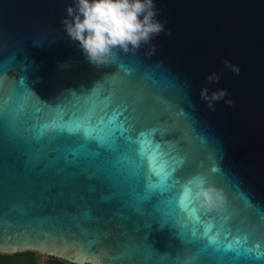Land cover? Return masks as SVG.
Returning <instances> with one entry per match:
<instances>
[{"label": "water", "instance_id": "water-1", "mask_svg": "<svg viewBox=\"0 0 264 264\" xmlns=\"http://www.w3.org/2000/svg\"><path fill=\"white\" fill-rule=\"evenodd\" d=\"M70 3L0 0V254L70 262L77 245L53 236L83 242V230L108 264H233L231 252L181 239L180 226L189 222L178 208L175 224L147 228L153 208L129 195L118 202L89 178L93 169L65 161L73 141L34 137L53 101L69 112L91 102L109 116L126 105L123 115L134 116L137 129L156 126L158 139L184 158L185 181L203 175L223 191L224 208L212 213L231 229L225 244L241 239L239 264H246L243 249L264 243V0H156L165 31L101 68L63 31ZM213 73L219 80L210 83ZM205 87L228 95L209 108Z\"/></svg>", "mask_w": 264, "mask_h": 264}, {"label": "snow or ice", "instance_id": "snow-or-ice-1", "mask_svg": "<svg viewBox=\"0 0 264 264\" xmlns=\"http://www.w3.org/2000/svg\"><path fill=\"white\" fill-rule=\"evenodd\" d=\"M99 95L103 98L106 93L99 90ZM42 101L48 104V101ZM36 111L39 113L45 109L38 105ZM126 111V105L118 107L109 116L103 114L98 104L89 102L77 103L69 112L60 101H53L48 107L47 121L38 123L33 130L34 137L43 140L52 136L73 141L76 146L67 150L65 161L77 167L83 163L93 169L89 178L108 188L118 202L122 195H129L134 196L138 203L153 208L156 218L146 225L147 228H151L152 224H158L160 228L175 224L174 209L178 208L189 222L180 226L182 240L191 236L192 241H204L215 252H231L234 254L233 264H239L241 239L225 244L224 240L231 233V229L225 226L226 220L200 207L191 195L194 181L203 179L209 184L211 181L199 174L185 181L179 175L184 158L178 157L174 149L158 139L159 129L156 126L137 129L135 117L123 115ZM2 137L0 129V140ZM221 171L218 167L210 169L212 173ZM122 186L127 187L126 193L121 191ZM261 216L264 218V213ZM82 236L86 238L83 242L64 233L53 236V239L64 246L76 244L79 252L90 257L101 252L96 239H87V231L82 230ZM3 242L0 239V243ZM243 254L246 264H264V243L257 242L253 247L244 248ZM219 264H224V261Z\"/></svg>", "mask_w": 264, "mask_h": 264}, {"label": "clouds", "instance_id": "clouds-1", "mask_svg": "<svg viewBox=\"0 0 264 264\" xmlns=\"http://www.w3.org/2000/svg\"><path fill=\"white\" fill-rule=\"evenodd\" d=\"M65 11L61 20L64 33L84 59L96 68L113 63L119 53L138 51L165 31L164 22L157 19L160 13L156 0H71ZM207 79L215 83L219 77L213 73ZM227 95V90L211 95L207 87L201 90V99L213 109L215 103ZM191 195L208 212H220L224 208L223 191L203 179L193 182ZM70 264H108V254L101 250L90 257L78 252Z\"/></svg>", "mask_w": 264, "mask_h": 264}, {"label": "trees", "instance_id": "trees-1", "mask_svg": "<svg viewBox=\"0 0 264 264\" xmlns=\"http://www.w3.org/2000/svg\"><path fill=\"white\" fill-rule=\"evenodd\" d=\"M40 256L36 252L0 254V264H39ZM46 264H70V262L54 256L48 257Z\"/></svg>", "mask_w": 264, "mask_h": 264}, {"label": "rangeland", "instance_id": "rangeland-1", "mask_svg": "<svg viewBox=\"0 0 264 264\" xmlns=\"http://www.w3.org/2000/svg\"><path fill=\"white\" fill-rule=\"evenodd\" d=\"M38 255L40 256L39 264H46L48 257H50V255L42 254V253H38Z\"/></svg>", "mask_w": 264, "mask_h": 264}]
</instances>
